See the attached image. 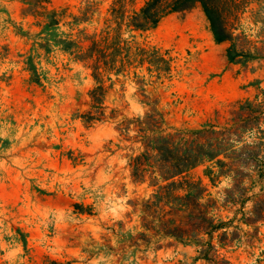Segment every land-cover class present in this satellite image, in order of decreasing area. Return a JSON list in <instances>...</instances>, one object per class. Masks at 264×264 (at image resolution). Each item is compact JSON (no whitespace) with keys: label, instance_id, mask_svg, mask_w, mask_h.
I'll list each match as a JSON object with an SVG mask.
<instances>
[{"label":"rangeland","instance_id":"1","mask_svg":"<svg viewBox=\"0 0 264 264\" xmlns=\"http://www.w3.org/2000/svg\"><path fill=\"white\" fill-rule=\"evenodd\" d=\"M146 1L0 0V264H264V0H233L222 44L200 5L132 31ZM112 29L130 50L98 84L87 53ZM98 85L105 120L88 124ZM201 148L163 180L165 157ZM173 181L223 223L201 236L209 258L166 234L192 213L160 194Z\"/></svg>","mask_w":264,"mask_h":264},{"label":"trees","instance_id":"2","mask_svg":"<svg viewBox=\"0 0 264 264\" xmlns=\"http://www.w3.org/2000/svg\"><path fill=\"white\" fill-rule=\"evenodd\" d=\"M197 5L202 7L216 43L222 44L230 42L234 39L233 33L231 32L228 24V18L231 15H234L235 10L238 7L233 0H148L145 2L140 11L135 13L129 19L128 25L132 28V31H149L155 29L161 20L166 16L176 12H186L192 10ZM116 23L119 26L122 25L121 16L117 18ZM102 45L104 46L102 47ZM233 49L234 47L232 46L227 50V57L229 61L235 60L237 56V53H235ZM129 50L130 48L128 43L122 39L121 35L116 34L113 29L105 32L100 41H93L90 49L88 50L87 56L94 61L92 65L93 76L98 84L100 80V64L103 63V65H105L110 71L117 67L118 62L121 63V67H124L126 65L125 60L128 56ZM123 53H125V56L120 58ZM104 92L105 90L103 85H98L90 92L91 109L84 116H82L86 123L93 124L95 122L105 120V107H103ZM202 133L203 132L196 133L191 142L195 141L197 142V145H200L199 142L202 139ZM212 134L216 135L215 132ZM218 135L224 136V133H218ZM219 136H217V139ZM153 139H155V144L163 143L167 147V151H169L168 148L173 142L172 136L152 137V140ZM224 141L225 140H222L216 143V147L223 146L222 143H224ZM152 142L153 141H151V139L148 141L146 145L147 149L152 147ZM201 146H204V144H201ZM202 156L210 157L212 155L210 152H206L201 148L195 156L189 155V157L184 160L170 158L167 156L162 160V164L160 165L158 172L164 181L174 180L177 177H181L190 168L196 165ZM143 157L147 160L148 154H145ZM192 158H195V160ZM150 167H153V165H150ZM177 184H185L189 193L185 196L173 197L172 192H174V188ZM194 191H197L200 194L203 190L200 189L198 185L192 184L188 181L181 183L173 181L168 185L161 187L160 194L164 192L165 197H168V200L172 197L176 201L183 202L186 206H192V213L190 214L191 216L189 221L184 224L180 223L171 229L168 227L166 229V234L174 237L180 242H197L202 246L207 245V249L202 251V253L204 256L209 258L210 251L214 250V246L208 243H203L204 241L201 239V236L207 235L212 237V234L221 228L223 223L216 224L214 222L215 220L209 217L208 211H200L201 205L199 202L197 201L194 203L193 201L194 199H198L200 196H192ZM166 204L171 203L170 201H167ZM173 223L174 220H170L169 225Z\"/></svg>","mask_w":264,"mask_h":264}]
</instances>
